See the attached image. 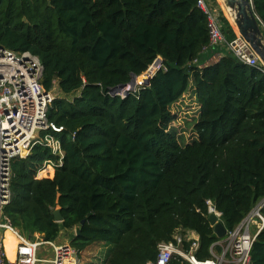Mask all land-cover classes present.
I'll return each instance as SVG.
<instances>
[{"label": "trees", "instance_id": "1", "mask_svg": "<svg viewBox=\"0 0 264 264\" xmlns=\"http://www.w3.org/2000/svg\"><path fill=\"white\" fill-rule=\"evenodd\" d=\"M196 1L0 0V45L36 55L44 90L60 93L46 118L62 130L45 133L58 139L61 164L50 177L36 176L45 161L60 158L44 143L10 163L3 216L21 235L53 242L62 229L79 227L70 240L77 249L114 245L104 264H146L159 242L192 230L199 238L194 256L206 260L219 239L207 202L231 231L263 201L264 73L227 50L212 64L191 63L211 54ZM252 5L264 25V0ZM217 13L233 39L235 28ZM156 59L166 69L145 86L111 92ZM186 125L196 136L182 144ZM57 207L60 222L52 214ZM14 238L5 232L9 254ZM250 263L264 264V225ZM171 264L187 262L176 256Z\"/></svg>", "mask_w": 264, "mask_h": 264}, {"label": "built area", "instance_id": "2", "mask_svg": "<svg viewBox=\"0 0 264 264\" xmlns=\"http://www.w3.org/2000/svg\"><path fill=\"white\" fill-rule=\"evenodd\" d=\"M196 6L207 17L209 45L204 49V52L211 51V54L203 63L198 62V59L195 58L191 62L192 64L198 67L212 64L223 55V50H227L243 64L260 66L264 73V67L258 56L235 29L236 36L233 39L228 40L224 36L217 6L208 0H197ZM261 26L264 33V25L261 24ZM156 61L157 59L146 70V78L148 77L146 74L156 72L159 67L166 69L161 61L159 63ZM42 71L43 66L36 55L30 52H15L0 45V264H39L46 261H48L47 264H81L84 252L83 249H77L70 243L44 241L40 236H38L39 241L37 239L30 242L27 240L28 237L21 235L3 216V208L10 198V163L13 158L24 157L34 144L44 143L52 149V153L60 158L57 163L52 160L45 161L42 167L37 170V174L45 171L46 175L49 172H46L45 167L50 166L54 170L56 165L61 164L62 152L58 139L45 133L49 129L60 132L62 128L47 122L48 106L55 95L53 89L44 90L41 83ZM131 89L126 86L115 91V94L124 96L128 91L133 92L135 87L133 90ZM207 204L208 214L213 213L222 221L221 213L213 207L211 202H207ZM263 207L262 202L257 203L237 227L231 231L227 230L224 238L215 241L210 247L211 259L197 260L194 256L198 247V238L195 237V232L177 229L179 233L176 237L173 235L175 242H159L155 259L146 264H171V260L176 256L189 264H251V247L256 235L264 225ZM254 220L256 223L253 228H250ZM250 230L253 231L252 234ZM6 231H10L16 239L13 258H9L4 249L3 241ZM181 238L184 242H190L187 251L182 249ZM179 243L181 247H179ZM40 245L45 249H47V245L53 248L51 259L43 257L44 261H39L37 250ZM106 248L107 246L101 250ZM107 258L108 254L106 257L101 256L99 264H104Z\"/></svg>", "mask_w": 264, "mask_h": 264}, {"label": "water", "instance_id": "3", "mask_svg": "<svg viewBox=\"0 0 264 264\" xmlns=\"http://www.w3.org/2000/svg\"><path fill=\"white\" fill-rule=\"evenodd\" d=\"M225 5L233 12L236 32L250 44L264 67V33L261 29L260 21L254 12L252 0H225ZM159 62L160 60L157 59L156 63ZM136 79L137 76L132 75L130 81L126 85L113 88L112 93L125 88L127 85L133 88ZM52 214L55 221H62L59 207L55 208ZM208 222L212 226L214 235L217 238L222 239L225 237L227 229L215 214L210 213L208 215ZM78 233L79 227L75 229V235Z\"/></svg>", "mask_w": 264, "mask_h": 264}, {"label": "rangeland", "instance_id": "4", "mask_svg": "<svg viewBox=\"0 0 264 264\" xmlns=\"http://www.w3.org/2000/svg\"><path fill=\"white\" fill-rule=\"evenodd\" d=\"M212 2L216 4L215 6H218V5L220 6V8L222 9V15L228 20V22L230 23V25L234 28L235 25H234L233 22H231V20L228 18L227 9H226L227 6L225 5V0H224V2H222L221 0H212ZM260 25H261V24H260ZM261 29H262V26H261ZM206 58H207V57H206ZM206 58H204L202 62H204ZM206 60H207V59H206ZM212 60H213V59H212ZM212 60H209V62H212ZM154 73H155V72H154ZM154 73L149 72V73L146 74V75L148 76V78H150ZM139 78H140V79H139ZM138 79H139V80H138ZM145 82H146V76H145V72H144V73H142L141 75H139V76L137 77V79H136V83H135V85H134L135 90H134L133 92H136L137 90H139V88H140L141 86H145V85H144V84H146ZM127 87H129V86L127 85ZM129 88H130V87H129ZM131 90H133V88H132ZM52 91H53V94H54L55 96H58V95L60 94L56 86L54 87V89H53ZM187 99H188V97L183 98V99L181 100L182 103H186V102H187ZM187 112H188V109H187ZM174 124H175L176 128H179L177 122H174ZM179 134H180L179 136L182 137V141H183L182 144H183V143H188V142H190V141L193 140V139L195 138V136H196V133H195L194 129H193L192 126H190V125H186V126L182 127V128H181V133H179ZM49 167H50V166L45 167L46 170H48ZM52 170H53V169H52ZM52 170H51V171H52ZM51 171H50V174H49L50 176L53 175V172H51ZM49 175H48V177H50ZM41 177H47V175L43 174V176H39V178H41ZM261 202L264 204V199H263V201H261ZM261 202H259V203H261ZM259 203H258V204H259ZM255 223H256V220H254V222L252 223V225H250V228H253L254 225H255ZM250 232H251V234L253 233L252 230H250ZM178 233H179V231L176 230L175 233H174L175 237L177 236ZM72 234H73L72 230H70V229H62V230L59 232L57 238H56L54 241H55L56 243H57V242H66V243H69V241H70L71 238H72ZM195 237L198 238V234H197L196 232H195ZM37 239H38V240H37ZM198 239H199V238H198ZM27 240L30 241V242H33V241H35V240L39 241L40 238H38V236L35 235V234L33 233V235H30V236L28 237ZM181 242L184 243V241H183L182 238H181ZM44 246H45V245H44ZM106 246H107L106 249L101 250V249H103V248L106 247ZM102 247H103V248H102ZM179 247H181V244H180V243H179ZM113 248H114V245H113V244H109V245H105V244H102V243H100V244H96V243H95V244H92V245L89 246L88 248L84 249V252H83V255H82V258H81V264H99V259L101 258V256L106 257L107 254H108V255L110 254V252L112 251ZM215 253H217L216 250H215ZM52 256H53V248H52L50 245H47V249L43 248V246L41 247V245L38 247V250H37V257H38L39 261H40V260H41V261H44V260H42L43 257H46L45 259H51ZM187 257H188V256H187ZM47 262H48V261H46V262H44V263H41V262H40L39 264H47ZM186 262H187V261H186ZM187 264H189V263L187 262Z\"/></svg>", "mask_w": 264, "mask_h": 264}, {"label": "bare ground", "instance_id": "5", "mask_svg": "<svg viewBox=\"0 0 264 264\" xmlns=\"http://www.w3.org/2000/svg\"><path fill=\"white\" fill-rule=\"evenodd\" d=\"M222 2H224V0H221ZM227 9V14H228V18L231 20V22H233V24H234V20H233V12L229 9V8H226ZM235 28V27H234ZM140 79V78H139ZM138 79V80H139ZM15 238L11 241L12 242V250L14 249V245H15ZM3 244H4V249H5V252H6V254H7V256L9 257V258H13V253L10 255L9 253H8V251L6 250V244H5V240L3 241Z\"/></svg>", "mask_w": 264, "mask_h": 264}, {"label": "crops", "instance_id": "6", "mask_svg": "<svg viewBox=\"0 0 264 264\" xmlns=\"http://www.w3.org/2000/svg\"><path fill=\"white\" fill-rule=\"evenodd\" d=\"M216 5V4H215ZM221 11H222V9L220 8V6L218 5L217 6ZM217 50H220L219 48L217 49ZM54 89V88H53ZM51 172H53V170L51 171ZM50 174V172L48 173V174H46V175H49ZM72 232L74 233L75 232V229L74 230H72ZM35 235H37V236H39L38 234H35ZM70 242V241H69ZM58 243H64V242H58ZM66 243V242H65ZM9 251H11V253H10V255L13 253V250H12V242H10V248L8 249Z\"/></svg>", "mask_w": 264, "mask_h": 264}, {"label": "clouds", "instance_id": "7", "mask_svg": "<svg viewBox=\"0 0 264 264\" xmlns=\"http://www.w3.org/2000/svg\"><path fill=\"white\" fill-rule=\"evenodd\" d=\"M159 60H160V59H159ZM137 77H138V76H137ZM53 171H54V170H53ZM36 176L39 177V175H38L37 173H36ZM47 176H48V175H47ZM49 176H50V175H49ZM74 234H75V232H74ZM69 243H70V242H69Z\"/></svg>", "mask_w": 264, "mask_h": 264}]
</instances>
